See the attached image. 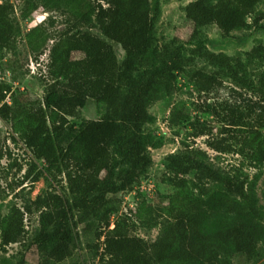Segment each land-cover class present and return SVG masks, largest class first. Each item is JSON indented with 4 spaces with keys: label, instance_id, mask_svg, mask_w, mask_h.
<instances>
[{
    "label": "trees",
    "instance_id": "trees-1",
    "mask_svg": "<svg viewBox=\"0 0 264 264\" xmlns=\"http://www.w3.org/2000/svg\"><path fill=\"white\" fill-rule=\"evenodd\" d=\"M263 1L194 0L185 5L184 12L194 37L203 27L215 25L227 38L264 19V12L258 10ZM25 3L24 17L38 8L48 13L45 22L25 36L37 57L53 40L46 73L41 70L37 75L45 78V87L36 96L0 82V119L45 164L39 168L31 161L19 186L36 170L32 182L48 172L65 183L63 191L51 189L35 199H24L21 206L14 204L0 215L1 249L30 242L43 264L60 263L76 252L78 226L83 224L84 231L93 234L87 246L99 258L97 264H235L237 255L249 260L263 256L264 213L257 180H250L244 171L246 165H264L263 41L247 51L245 58L215 52L204 43L186 56L182 46L174 47V41L160 49L156 46L160 0ZM59 20L60 27L50 33L47 28ZM20 36L13 4L0 0V52L14 51ZM115 45L124 51L121 60ZM195 58L205 66H194ZM255 66L258 70L253 73ZM180 75L200 97L196 109L219 122L218 136L214 137L211 125L191 120L190 112L175 104L169 124L188 123L191 141H182V150L166 157L163 181L172 192L164 195L161 205L142 197L136 209L112 221L121 204L116 195L134 190L148 178L153 164L149 148L155 144L154 136L144 131L155 121L149 109L163 95L179 89ZM221 90H227L230 97L210 102L209 95ZM89 100L104 104L105 113L99 119L73 124L70 117H76ZM204 136L210 149L240 155V164L226 169L214 163L206 150L195 145V139ZM6 155L10 152L3 149L0 135V162ZM6 192L0 185V198ZM33 215H37L38 227L29 234L25 220ZM137 223L158 227L156 238L147 240L137 234ZM24 263L22 256L17 264ZM4 264L12 263L6 260Z\"/></svg>",
    "mask_w": 264,
    "mask_h": 264
},
{
    "label": "rangeland",
    "instance_id": "rangeland-1",
    "mask_svg": "<svg viewBox=\"0 0 264 264\" xmlns=\"http://www.w3.org/2000/svg\"><path fill=\"white\" fill-rule=\"evenodd\" d=\"M14 6L21 29L22 36L17 39L16 49L14 51L0 52V82L6 81L12 85L13 90L27 92L36 96L42 95L45 87V81L42 77H38V72L46 73V64L48 63L49 48L53 40H49L42 49L41 56L37 57L35 53L30 51L25 39L26 34L36 26L43 24L48 13L43 8H38L27 17L23 16L26 9L25 0H10ZM194 0H160L161 14L157 21V40L156 46L160 49L165 43L174 41V47L179 45L183 47V53L190 56V49L196 47L199 43H204L209 49L215 52H225L232 56H241L245 58V54L258 41L264 43V19L259 24L250 29L238 30L233 32L230 37L221 36L219 29L215 25L203 27L199 34L194 37L193 26L186 18L184 7ZM27 2V1H26ZM259 11L264 12V1L258 6ZM54 15H58L53 13ZM59 19H62L59 17ZM61 21L57 22L55 27L47 28L50 33L56 32L60 27ZM47 27V24L45 25ZM115 50L119 59H123L125 54L121 46L115 45ZM36 58H38L36 61ZM40 63V64H37ZM205 62L200 58H195L193 65L197 67L205 66ZM210 68V67H209ZM258 67L252 68L256 73ZM264 69V67H263ZM35 73V74H34ZM179 89L173 95H163L159 101L154 103L149 111L155 116V121L147 124L144 128L145 133L154 136V145L149 150L153 158V164L149 168L148 178L136 187L134 190L118 194L115 200H121L119 211L112 215V221L118 217H122L125 213H129L130 209H136L140 204L142 197L153 205H161L165 202L164 195L172 192V188L164 181V172L166 171V157L172 153H178L182 150V141H191L189 138L191 128L188 123L181 126L172 127L169 124L171 109L175 104L182 105L190 112L191 120L200 119L203 123L213 127L214 137L218 136L219 122L214 116L206 114L196 109V105L200 97L194 92L191 82L180 75L177 80ZM218 96V97H216ZM209 101L217 99L229 98L227 90H221L217 95H209ZM10 101V97L7 99ZM106 106L102 103H96L89 100L85 107L79 108L76 117H70L73 124L79 125L82 119H99L105 113ZM0 135L5 151H9L10 155H6L0 162V185L7 189L4 198H0V215L7 214L14 204L21 206L24 199H35L38 195H44L51 189L63 191L62 183L45 173L38 181L32 182V177L36 173L34 171L29 180H25L24 184L19 186L23 180L25 173L30 167L31 161H36L39 168H44L45 164L42 160L34 158L31 150L25 145L20 137L13 132L11 126L0 119ZM12 136L16 138L13 140ZM212 138V137H211ZM206 136L195 139V145L209 153L212 161L222 165L226 169L236 167L242 161L241 156L236 153L222 154L210 149L205 144ZM244 171L249 175L250 180L256 177V191L259 197V205L264 213V165L255 168L245 166ZM15 186V190L11 191L8 186ZM18 196L16 197V195ZM134 221V214H131ZM25 226L29 234L33 233L38 227L37 215L26 217ZM136 233L147 240H154L159 233V228L143 227L140 223L136 224ZM79 239L76 252L60 263H44V264H97L99 258L95 256L92 249L87 244L93 241V234L84 231V225L78 226ZM1 241V240H0ZM22 256L24 264H43L38 249L34 245L27 242L26 246L20 244H12L2 250L0 246V264H4L8 260L12 264H17ZM235 264H264V255L249 260L245 256L237 255L234 257Z\"/></svg>",
    "mask_w": 264,
    "mask_h": 264
},
{
    "label": "built area",
    "instance_id": "built-area-1",
    "mask_svg": "<svg viewBox=\"0 0 264 264\" xmlns=\"http://www.w3.org/2000/svg\"><path fill=\"white\" fill-rule=\"evenodd\" d=\"M37 64H40V63H38V62H37ZM34 74H35V73H34ZM24 90H25V89H24ZM113 226H114V225L112 224V226H111V227H113Z\"/></svg>",
    "mask_w": 264,
    "mask_h": 264
}]
</instances>
